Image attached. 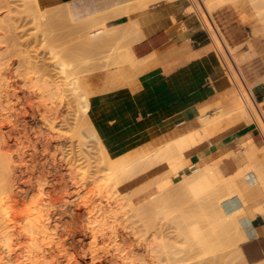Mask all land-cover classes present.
<instances>
[{"label":"bare ground","instance_id":"bare-ground-1","mask_svg":"<svg viewBox=\"0 0 264 264\" xmlns=\"http://www.w3.org/2000/svg\"><path fill=\"white\" fill-rule=\"evenodd\" d=\"M25 1H26L25 4L29 5V4H31V3H29V1H33V0H29V1L25 0ZM37 1H39V0H37ZM69 1H73V0H69ZM78 1L80 2V3L77 2L79 4H77L76 2H73L74 3L73 4L71 2L72 3L71 5L69 4L67 7H65L66 9L64 10V13L65 14H72V13H76L78 11L79 12L84 11V10L88 11L89 8H91V9L95 8V9L93 10V12H92V10H90V12L88 11V13H91L90 15L88 13L81 12V14L84 13V15H88V16H86V18L83 16L84 17L83 19L79 18L82 16L80 14H79L80 15L79 16L77 13L76 14L79 17H77V16L72 17L71 16V18L77 17L79 19H82V21L79 20L81 22L78 21L79 27L80 26L81 27L79 28L80 31H77L79 33L78 36L77 37L75 36L77 43L74 42L73 40L70 42H69V40H68V42L66 40L67 43L66 42L65 43H66L67 48L65 47L66 48L65 49L63 47L65 50H63V51L61 50V54H58V57H57L58 51L56 52V54H54V52L52 53V55L54 54V56H56V57H54V59L56 58L55 59L56 61H54V60L53 61L56 62L55 64H56V67L58 68V70L63 75H65L64 76L65 80H63L61 82H53V80H52L53 83L48 82L49 84L47 83V85L52 84L49 86V89H46V88H48L45 85L46 82L45 83L43 82L44 84L42 83L43 85H45L44 88H40L36 82L32 86H34L33 88H35V85H37V87H39V90L41 91L43 96H44V94L46 95V93H48V92H51V94H52L51 96H53V97L57 96L56 100H59L58 102L55 101V98H51V99H54L51 101L52 105H50V110H53V112L54 111L57 112L58 107H60L63 102L65 105H67V107L70 103H73V102L76 103V105L73 103L75 105V109H73L75 111V112L73 111L75 118L72 119V120H74V123L73 122L72 123L74 124L73 130L79 134V136L77 135L78 142L81 144V146L83 148L85 146H87L85 144V141L82 138L83 132L90 133V137L97 140V142L99 144V151L101 153L100 157L98 159H96L94 162H95V164H97V168L100 169V167H98V166H103V167H101V169L106 167L107 170H109V171H108V174L104 177L103 176L102 177H98V176L96 177L97 174L95 171V174H94L95 177H94V175L92 176L89 174L90 175V176H88L89 179H82V184H81L80 183L81 179L79 180L80 182L76 181L77 178L74 179L75 176L73 174L77 173L76 168L74 167L75 164H72V163L69 164L68 163L69 168H67V169L69 171V174L73 175L72 176L73 177L72 178L73 179L72 184H74V181H76L75 182L76 186H77V184L80 183L84 188H82L80 185V186L76 187L77 194H75L71 197H69V195H68V197H66V198L63 196L58 198V196H59V191H58L59 188L58 187H60V186L58 183V179L56 178V173H53V171L51 172V170H48L49 168L48 169L45 168L46 165H43L42 169L39 172L40 175H39V177H38L39 179H38V178H36L37 174L34 173V170H33L34 175L31 173L32 177L34 176L36 179L39 180V182H37V183H39L38 184L39 186L35 183L38 186V188H37L38 194L35 193L37 196L32 194V195L37 197L36 198L37 200L35 201V199H34V201H31V199H30V201L33 202V204H34V205H31L30 201L28 202L31 205L30 209L32 208V206H34V207L29 212L30 215H27L24 218L23 215H20V213H19L20 210H18V208H19V204L22 203V200H23L25 193H23V191H22L23 189L22 190L19 189V188H21V186L15 188L17 183L14 184V182L19 180V176L17 175V170L13 166V164L16 163L15 162L16 159H15V156L13 153L14 148L12 149L13 144L11 145L7 141V139L9 140L11 135L9 134V131L4 130V127L2 125L3 123L0 124V215H1L0 216V264H82L81 261L79 260L80 257H77V256L75 257V255H74V253H76V251L74 250V249H76V247L69 244V242L64 239V234L62 233L63 231H61L62 222H63L62 215L64 216V214H66V210L64 207L67 204H73V205L78 206L79 208H82L88 216V223L90 225V231H91L90 237L92 240L91 245H90V255H91V259H92L93 264H143L142 263L143 261L141 260V258H145V257H141V252L144 253V251H146L147 253H150L152 251L150 249V247L152 246V249H153L154 248L153 245L154 244L156 245V243L153 244V242H152L153 245L150 243L151 246L148 245L149 244L148 243L147 244L148 247L144 250L138 249V246H137V248L136 247L132 248V247H134V245L131 247L130 243H129L130 246H128L126 248L125 246L128 245L127 240L129 238L127 239L126 238L127 236L125 237L124 234L123 235L121 234L122 235L121 237L117 236V233H116L117 228L114 227L115 226L114 224H113L114 226L113 227L111 226V228L105 227L107 225L105 222H108L107 220L104 223H102V221L104 219V218L102 219V217H104L105 213L107 211H111V209L114 208V205L116 206L117 203L120 202L119 200H114L115 198L113 197V195H111L115 192L114 191L115 187H116V190L118 189L117 191H119L123 186H125L131 182H135L137 180H139L141 183L139 188L137 187L138 189L136 188L137 190L134 193H132L131 195H129V193L126 194V196H124L122 198V200L124 199L126 201L125 203H126V205H128L127 207L131 206V207H129V210H130V208H132V215L130 217L131 218H137L139 220L138 222H141L142 226L145 227L144 230H146L147 233L150 232L149 230H151V229L158 230L157 228L159 226H161V222L164 223L165 221H168L169 219H170L169 222H171V220L175 221L177 218V220H178L177 224H180V226H181L185 223V225L188 226V223H192V222H190L191 220L196 221V219H195L196 213L195 212L198 213L197 210H199V208H200V210L203 211V212H200V215H201V213L203 214L201 216L202 217L201 219L204 220L203 222L206 223L205 224L202 222V224L206 225V226H204L205 230L202 227H199V228H202V229H199L198 226H200L201 224L198 225L197 222L196 223L193 222V223H195L194 225L197 224L196 225L197 229L194 230V229L189 228L191 231H193L190 234V236H194V239H192V240H196L194 242V246L196 247L195 244L197 243L199 248H200L199 250H202L204 253V254L202 253L201 256H199V255H197V256L203 258L204 255H205L204 257H206V255H209V254L211 256V255L216 254V253L218 254V252L221 251L222 254L219 256L215 255V257L212 256V258H214L212 260H214V261L222 260L223 264H224L225 263V261H224L225 256L228 257L227 255L231 254V253L230 254H228V253L229 252L233 253V251H234V253H235L236 257L238 258V260L240 261V263L249 264L246 261L245 256L242 252V244L249 241L253 237L258 236L257 232H253L251 230V226L253 225L252 224V216L253 215H252L251 211L248 209V206H249L251 201H256V199H258V195H256V193L254 191V185L259 183V184H262L264 187V159L263 160L260 159V161H259L261 154L263 155V158H264V145H258L255 142L253 135L246 136L239 143V145L242 148L241 149L242 150L241 151V155H242L241 159H243V161H245V164L242 165V163H241L238 170L232 174H229V175H225L220 170V167H218V164H220V163H215V164L211 165L210 163H203V162L194 161L193 159H191V155L194 152L199 151L204 143L209 142V144H210L213 142V140H218V142L220 144L222 138L224 137V135L227 131L237 132V134H236V139H237L240 135H242L244 133H248V131L251 130L250 126L253 122L256 123L261 128V130L264 134V102H256L257 99H255L251 94V90L256 83L255 84L253 83L254 85L253 84L248 85L242 79V77L238 71V66L234 60L232 52L227 50L222 38L218 34V31H217L214 23L212 21H210V19L208 18V15L210 16L211 12L216 9V5L210 4V2H203L204 0H195V1L193 0L196 4H201L200 6H201V9H203V10H200L199 12L205 13L204 16L206 15L208 18V21H209V22H207V20H204L206 22V24H205L206 31L213 38V40L215 41L216 46H217V48L213 51V53L209 54V55L214 56V57L211 60L204 61V63H205V65L209 71L210 78H211L212 82L215 81V79H217V75L223 74V75L228 76V79H229L228 84H230V85L236 86V82L238 83L237 85H239V83L241 81V86H243L242 88H244L245 91L242 90L240 85H239V89L237 88L236 90L226 89L225 95L221 96L222 98H224V101H221L217 104V106L213 110V113L212 114L209 112L204 113L198 117L197 120L200 123V128L196 131L195 134H193V132L191 131V132L184 134L180 137H177L171 141H168L167 143H164V144H162V145H160L154 149L143 150L141 153H138L134 157L130 158V157L126 156L125 154H123V151L110 152L102 145L101 139H100L97 131L95 130V128H94L93 124L91 123L90 118L88 116L91 99H90L88 93L83 88L81 81H80V78L84 75L88 76V74L90 75L91 73H94L97 71L106 70V69H109L113 66L117 67V66L129 64V63L136 65L138 63V61L135 58L133 51H132L133 45L146 38V35H145L143 28H142V24L140 22V18H143L144 16H146L149 13V11H148L149 8L154 7V5L158 4L159 0H134V3L130 8H128V9H126V11H124V12L122 11L121 13L118 14L119 18H121V17H129L130 18L126 25L125 24L122 25V28H120L121 24L114 23L113 22L114 20L111 21L109 18H107L108 14L114 10L115 6L109 5L105 8H101V6H100L101 0H84L83 2H81L82 0L81 1L78 0ZM199 1H201V3ZM256 1L260 2V3L263 2V4H264V0H256ZM22 3H24V2H22ZM33 3H35V1ZM37 5L38 4H35V7ZM19 6H21V5H19ZM196 6H199V5H196ZM196 6H192V7L189 6V7H187L186 10L187 11L188 10L193 11L194 10L193 7H196ZM37 7H39V5ZM19 8H22V7H19ZM28 8H30V5L28 6ZM40 8L43 11V8L41 6L37 10L39 11ZM96 8H101L102 11H101V9H99V11H97ZM5 9H6V7H5ZM37 10H36V12H37ZM0 11H1V9H0ZM202 11H204V12H202ZM259 11H261V10H259ZM7 12H9V10ZM21 13H23V12H21ZM38 13L41 14V12H38ZM134 13L136 14L135 16H134ZM196 13H198V12L196 11ZM262 13H264V12H262ZM11 14H12V12H11ZM33 14H31L30 17ZM36 14L33 17L34 19L36 17ZM42 14H43V18H40V20L38 19L39 22L42 19H43V21L45 20L44 18L46 15L44 16L43 12H42ZM262 16H264V14L263 15L261 14L260 16L258 14L257 17H260V19L258 21V25L263 24L262 30L264 32V18H262ZM30 17H29V19H30ZM39 17L40 16H38V18ZM201 17H203V16H200L199 18H201ZM2 18H3V16H2ZM71 18H69V19H71ZM119 18H117V19H119ZM63 19L65 21L66 17ZM4 21H5V18H4ZM43 21H42V23H43ZM10 22H12V21H10ZM19 22H20V20H19ZM48 23L50 24V22H48ZM60 23H61V21H60ZM69 23L67 25L68 27H69ZM39 24H38V26H39ZM76 24L78 25V23H76ZM4 25H6V24H4ZM9 25H12V24H8L7 28L4 27L5 29H7L8 32L11 31L8 28ZM50 25H53V24H50ZM62 25H65L64 22L62 23ZM34 26H37V25H34ZM45 26H43V27H45ZM70 26H73V25H70ZM11 27H13L15 31L18 30V29H16V27L14 25H12ZM47 27H49V26H47ZM60 27L61 26H59V28ZM4 28H2V30L6 31V30H4ZM41 28H40L39 32L42 31ZM50 28H52V27H50ZM75 28H76V30L78 29L76 26H75ZM20 30H22V29H20ZM46 30H47V28H46ZM55 30H56V28H55ZM7 31L6 32L1 31V32L3 34L5 33V35H7L8 34ZM50 31H51V29H50ZM70 31H72V30H70ZM36 32H38V31H36ZM43 32L45 34L44 30H43ZM257 32H258V29H256V31L254 33H257ZM13 33L14 32L12 29V32L10 33V35H12ZM17 34H19V33L15 32L13 34L15 38L13 36L10 37L9 35H8V37L13 38V40H16V43H17L19 40L18 39L19 37H17L18 36ZM30 34H31V32H30ZM34 34H35V32H34ZM34 34L32 33L33 37H34ZM5 35L3 37H6ZM59 36H60V34H59ZM65 36H67V35H65ZM3 37L0 36V38H3ZM25 37H26V35H25ZM10 38H8V40ZM3 39H5V41H2V42L6 43V38H3ZM54 39H55V41H57L56 40L57 38H54ZM54 39H53V41H54ZM50 41H48V42L52 43V40H50ZM55 41L53 43L57 44L58 42H55ZM11 42H9L10 44H8V45H11L14 43V41L12 43ZM48 42H47V44H48ZM123 42L125 43V46H124L125 50L121 51L120 45ZM33 43L34 42H32L31 44H33ZM13 45L15 48L16 45L15 44H13ZM23 45H24V43H23ZM49 45H51V44H49ZM11 46H9V47L11 48ZM22 46H20V47H22ZM22 48H24V49L27 48L26 44ZM30 49L31 48H29L28 51H20V49H19L18 51H19V54L24 55L27 52L32 53L30 51ZM11 51H13V50H11ZM5 52L7 53V51H5ZM9 52H10V50H8V53H7L8 57L11 55V53H9ZM89 52L92 55L87 54ZM80 53H84L86 57L88 56L87 59H85V61H82V59L80 60V58H79V57H81V56H79V55H81ZM13 54H14V52H13ZM36 54L38 55V53H36ZM49 54H50V52H49ZM84 54H83L82 58H84ZM15 55H16V53H15ZM26 55L28 56V54H26ZM27 56H25V55L23 57L21 56L22 57L21 61L25 62L24 64H27L28 62L33 63L34 61H32V59L29 60V56L27 59ZM66 56L70 57V58H68L69 61L66 59ZM33 58H35V57H33ZM71 58H72V60H71ZM6 59H9V58H6ZM36 59H38V58L36 57ZM39 60H40V58H39ZM9 61L6 60L7 63ZM2 62H3V60H1L0 64L2 66H4V63H2ZM6 62H5L6 68L0 69V81H1L0 82V89H1L0 91H1V93L4 94V95L0 94V96L2 95L0 97V117L2 118V121L3 120H9V119L13 120V118H15L14 116H16V113L12 112L13 109L15 108L14 107L15 101L17 103H20V105H21L22 104V102L20 101L21 99L22 100L28 99V95H26L27 93L23 94V96L22 95L20 96V94H19L20 89H19V83H18L19 81L15 80V77L16 76L18 77V75H17L18 72H16V75L14 77V75H13L14 72H13V70H11L12 64L9 65V63L7 64ZM22 62H21V64H22ZM42 62H43V60H42ZM77 62H78V64H76ZM79 62H81V63H79ZM48 64H49V62L47 64L43 63L41 65H39V63H37V65H35L33 63L31 65H34L36 71L43 72L44 73L43 76L46 75V77H47V75L50 74V72H51V69H48L49 68ZM1 65H0V67H1ZM7 65H9L11 69L8 68ZM53 65L54 64H52L51 66H53ZM77 66L78 67L82 66L85 69L83 68L84 70L80 71L79 69H77ZM27 67H28V65H27ZM31 67H33V66H31ZM30 68H28V69H30ZM35 73H37V72H35ZM31 75H32V73H31ZM41 75H42V73H41ZM238 77H239L240 81H238V79H237ZM36 79L38 80V78H36ZM36 79H34V80H36ZM45 79L43 81H45ZM49 79H50V77H49ZM41 81H42V79H41ZM46 81H50V80H46ZM225 85H227V84H225ZM51 86H52V88H51ZM50 89H51V91H50ZM37 90L38 89H36V88H35V90L33 89L32 93H37L36 92ZM22 92L23 91H21V93ZM49 94H47V96ZM41 96H40V98L39 97L38 98L41 99ZM45 98H47V97H44V100H45ZM65 99H67V100H65ZM44 100L42 102H44ZM42 102H41V105H42ZM41 105H40V107H41ZM46 105L47 104H45V108H46L45 110L47 111L48 105H47V107H46ZM70 105H72V104H70ZM74 105H73V107H74ZM21 107H22L23 112L21 114L20 113L19 114H20V116L21 115L24 116L23 117L24 120L22 119V121H27L26 116H27L28 112L23 108V105H21ZM31 107H32V105H31ZM62 107H64V105H62ZM28 108H30V107H28ZM38 109H39V107H38ZM48 109H49V107H48ZM40 110H42V109L40 108ZM50 110H48V111H50ZM66 110H67V108H66ZM46 111L43 110V112H45V114L48 115L50 112H48V114H47ZM58 111H60V110H58ZM56 112H54V113H56ZM45 114L43 115V118L46 117ZM51 115H53V114H51ZM18 117L19 116L17 115V118ZM32 118H33V116H32ZM56 119H57V117H56ZM20 120L21 119H17L16 121L18 122ZM33 122H34V120H33ZM12 124L14 126H16L17 123L16 124L12 123ZM25 124H27V122H25L23 125H25ZM241 125H243V126L240 128ZM25 126L27 127V125H25ZM50 127L52 128L51 125H50ZM10 132H11V130H10ZM36 137H37V135H36ZM40 137H41V134H40ZM21 138H19V139H21ZM43 138H44V136H43ZM58 139H59V137L57 138V140ZM54 140H56V139H54ZM46 141H48L47 142L48 144L47 143L44 144V142H43L44 145L42 144V146H44V148L42 147L44 150H48L49 146L51 145V143L49 142V139ZM50 141H51V139H50ZM45 148H48V149H45ZM25 150H27V149H25ZM60 150H62V149H60ZM28 154H30V153H28ZM84 155L85 156L83 157V161L86 163L85 166L88 165V167L91 168L92 166H89V164L90 165L94 164V162H92V160H91L92 159L91 154L89 153V155H86L84 153ZM230 155H231L230 153L226 154V156H224V158L225 157L228 158ZM16 156H17V154H16ZM18 156H21V155H18ZM18 156L16 158H19ZM88 156H90L91 158H89ZM28 157H26V158H28ZM20 158H21V160H24V161L26 159V158L23 159V157H20ZM29 159H30V157H29ZM21 160H19V161H21ZM46 160H47V158H46ZM44 162H46V161H44ZM73 163H75V162H73ZM77 165H78V163H77ZM29 166H30V164H29ZM20 168H22V166ZM50 168H54V167H50ZM84 170H85V168H84ZM186 170H189V171L186 172ZM31 171H32V169H31ZM54 171H55V169H54ZM81 171H82V169H81ZM21 172H22V170H21ZM28 172L29 171H27V173ZM251 173L254 174V178H255L254 182H251L248 180V176ZM84 174H86V173H84ZM21 175H23V174H21ZM81 176H82V174H81ZM84 180L85 181L88 180V181L85 182ZM66 185L68 187V184H66ZM79 187H81L82 189H80ZM110 188L111 189L113 188L114 192ZM107 189L108 190L110 189L111 194L108 191L107 192L108 194L103 195V193H105V191ZM151 189H153V191H151ZM66 191H68V190H66ZM61 192H62V189H61ZM117 193H115L114 195L117 194V196H118L120 191ZM142 193H147L146 198L143 199L142 201L135 203L132 199V198H134L133 196H137V195L142 194ZM109 194H110V196H112L114 198L113 199L114 201H112V197H110ZM102 195H103V197L104 196L106 197L108 195L111 198V200L109 201L108 200L109 198L107 199L108 201H105L106 199L103 200ZM127 195H129V197H127ZM60 196H61V194H60ZM125 203H124V205H125ZM258 211H260L261 214H258V213H256V214H258L260 217L264 216V203H262L256 207L255 212H258ZM22 212H24V211H22ZM127 212H129V211H127ZM107 213L110 214V212H107ZM109 214L106 216L108 217ZM176 215H177V217H176ZM198 215H199V213H198ZM198 215H197V217H198ZM100 218H101V220H100L101 222L99 221ZM111 218H113V219L115 218L114 220L112 219L113 223L117 222L115 220L119 219L118 217L116 218L115 216L114 217L112 216ZM2 219H4V222H2L3 221ZM105 219H106V217H105ZM109 220H110V218H109ZM162 220H164V221H162ZM199 220H198V222H199ZM98 221H99V223H102L101 227L98 226V224H99ZM118 221L120 222V220H118ZM134 222L136 223V221H134ZM169 222H166V223L171 224L173 227L176 226V225H173L172 223H169ZM96 223H98V224H96ZM135 223H134V225H135ZM163 223H162V225H163ZM166 223H164V224L166 225ZM175 223H176V221H175ZM111 225H112V223H111ZM116 225H119V224H116ZM121 225H122V223H121ZM172 226H171V228H172ZM177 226H179V225H177ZM187 226L184 229L185 231L186 230L188 231ZM163 227H160L161 230H163ZM168 227H166L165 229L166 230L169 229ZM176 227H175V230H176ZM183 227H184V225H183ZM193 227H195V226H192V228ZM206 227H207V229H206ZM180 229L182 230L181 232H183V229L179 228V231H180ZM190 230L188 231V234H189ZM170 231L172 233V230H170ZM176 231H177L176 233L179 232L178 230H176ZM156 232L153 231L152 233L155 234ZM159 232L160 231L158 230V232H157L158 235L161 233V232L160 233ZM164 232H165V234L167 233L166 231H164ZM168 233H170V232H168ZM157 234H155V236L158 237ZM180 234H182V233H179V236H180ZM184 234H186V232ZM184 234H182V235H184ZM110 235H113V237H111ZM168 235L172 236L173 234H168ZM137 236H138V234H137ZM155 236H153V237L155 238ZM171 236H170V238H171ZM186 236L184 235V237H186ZM150 237H151V235H150ZM150 237L148 239H150ZM164 237H167V236H164ZM139 238H140V236H139ZM172 238H174V237L172 236ZM175 238L178 239L177 237H175ZM143 239H144V237H143ZM155 239H157V238H155ZM155 239H154V241H155ZM166 239L167 238H165V240ZM139 240L141 241V239H139ZM145 240H146V238H145ZM157 240H159V237ZM184 240H186V242H187L188 239L184 238ZM190 240H191V237H190ZM190 240H188L189 242H187V243L184 242L185 245L188 243L190 244V242H192ZM168 241H169V237H168ZM178 241H180V240H178ZM157 242H159V241H157ZM162 243H159V244H162ZM171 243H172V245H170V242L167 243V241H165V243L162 244V245L169 244L167 246H164L165 248H167L166 251L165 250L161 251L163 259L165 257V255H163V253L165 251L166 252L165 254L167 255L166 258L168 257V260L170 259L169 261H172L173 264L185 263L186 258L184 259L183 255H182V258H181V256H180V258L178 256L182 253L183 254L185 253L184 250H182V249H185L186 246L180 247L181 249H179V250H182L183 251L182 252V251L176 250V249H178L177 248L178 242L175 244L177 246H175L173 244V242H171ZM159 244H157V245L159 246ZM182 244H183V241H182ZM192 244H193V242H192ZM192 244L190 245L191 247H192ZM162 245H161V247H162ZM174 246H175V249H174ZM129 247H131V248L129 249ZM159 247H157V248H159ZM187 247L190 248L189 250H191V247H189L188 245H187ZM195 247H193V250ZM162 248L159 250H162ZM127 249H129V250L127 251ZM186 249H185V251H186ZM196 249L197 248H195V251H196ZM230 249H233V250L230 251ZM70 250L75 251L73 253L74 256L70 255V254H72L71 252H73ZM189 250H187L185 254L192 256L193 250L192 251H189ZM199 250H198V253L201 254V251L199 252ZM226 250L228 252L227 255H226ZM79 252H77V253H79ZM190 252H191V254H189ZM203 259H205V258H203ZM209 259H210V257H209ZM168 260H167V263L169 264ZM140 261H142V262L140 263ZM187 262L189 263L192 261H187ZM197 262H199V261H197ZM206 262H208V261H206ZM258 264H264V261L261 263H258Z\"/></svg>","mask_w":264,"mask_h":264},{"label":"rangeland","instance_id":"rangeland-1","mask_svg":"<svg viewBox=\"0 0 264 264\" xmlns=\"http://www.w3.org/2000/svg\"><path fill=\"white\" fill-rule=\"evenodd\" d=\"M2 1V2H1ZM10 1V2H9ZM15 1V2H14ZM20 0H0V9H1V11H0V36H4L5 35V33L3 34L2 32H6L7 31V29H5V28H7V26H8V24H12V25H14L15 27H16V29H18V30H14V28L13 27H11L12 25H9V29L11 30L10 32H8V34L7 35H5L6 37H3V38H6V43L5 42H2V41H5V39H3V38H0V62H1V60H3V62L2 63H4V66H2L1 64V67H0V69L2 68V69H4V68H6V65H5V62H6V60H10L8 63H9V65L10 64H12V66H11V68H10V66L9 65H7V67L8 68H10L11 70H13V75H14V77H15V75H16V72H18V77L16 76L15 77V80L16 81H19L18 83H19V89H20V96L22 95L23 96V94H26V95H28V99H21L20 101L22 102V104L21 105H23V108L28 112V114H27V116H26V120L27 121H22V119L24 120V116L23 115H21L20 116V114L23 112V110H22V107H21V105H20V103H17L16 101H15V108L13 109V111L12 112H14V113H16V116H14L15 118H13V120L11 119H9V120H3L2 121V118L0 117V124H2L3 125V127H4V130L5 131H9V134L11 135L10 136V138H9V140L7 139V141L12 145V149H13V153H14V156H15V159L17 160H15V162L16 163H14L13 164V166L15 167V169L17 170V175L19 176V182L18 181H15L14 182V184L15 183H17L16 184V186H15V188L16 187H20L21 186V188H19L20 190H22L23 191V193H25V195H24V197H23V200H22V203H20L19 204V208H18V210H20L19 211V213H20V215H23V217L25 218L27 215H30V211L32 210V208L34 207V206H32V208L30 209V206L31 205H34L33 204V202H31V201H34V199H35V201L37 200L36 198V194L35 193H37L38 194V184L39 183H37V182H39V172H40V170L42 169V167H43V165H46L45 166V168H49L48 170H51V172L53 171V173H56V178L58 179V183H59V186L60 187H58L59 189H58V191H59V196H58V198L59 197H68V195H69V197H71V196H73V195H75V194H77V191H76V187H78V186H80L81 184H82V179H89V177L88 176H90V175H94L95 174V171H96V177L98 176V177H104V176H106L107 174H108V171L109 170H107V168L106 167H104V168H102L101 169V167H103V166H98V167H100V169L99 168H97V164H95V160L96 159H98L99 157H100V155H101V153H100V151H99V144H98V142H97V140H95V139H93V138H91L90 137V133H86V132H83V140L85 141V144L87 145V146H85L84 148L81 146V144L78 142V139H77V135L79 136V134L77 133V132H75L74 130H73V128H74V120H72V119H74L75 117H74V110L73 109H75V105H76V103H74L73 101V103L75 104H73V103H70V104H72V105H68V107H67V105H65L64 104V102L61 104V108L60 107H58V110H60V111H58L57 110V112L56 111H54V112H56V113H54L53 112V110H50V105H52L51 103V101L52 100H54V99H51V98H55V101H59V100H56V98H57V96H51L52 94H51V92H48V93H46V95L44 94V96H43V94L41 93V91L39 90V87L40 88H44V86L46 85V87H48V88H46V89H49V86L50 85H52V84H50V85H47V83L48 82H50V83H53V82H61V81H63V80H65V78H64V76L65 75H63L59 70H58V68L56 67V62H54V61H56L55 59H54V57H56V56H54V54H56V52H57V57H58V54H61V50L63 51V50H65L67 47H66V43L68 42V40H69V42L70 41H74V42H76L77 43V40H76V37L78 36V32L77 31H80V27H79V22H81L82 21V19L85 17L86 18V16H88V15H84V13H88V11L90 12V10H92V12H93V10L95 9H91V8H89V10L87 11H78V12H76L78 15L80 14L82 17H79V16H77V14L76 13H72V14H65L64 13V10L66 9L65 7H67L69 4L71 5L73 2H79L78 0H73V1H69V0H39V1H37V0H33V1H29V3H31V4H29L30 5V8H28V4H25L26 3V1L25 0H21L20 2H19ZM35 1V3H33ZM37 1V2H36ZM81 1V0H80ZM84 0H82L81 2H83ZM195 1V0H194ZM193 0H159V3H162V2H165V3H168V4H172V3H178V2H180V3H183V4H185L187 7H192V6H196V5H201V4H196L195 2H194ZM256 0H204L203 2H210V4H214V5H216V9L215 10H213L212 12H211V17L208 15V18L210 19V21H212L213 23H214V25H215V27H216V29H217V31H218V34L220 35V37L222 38V40H223V42H224V44H225V46H226V48H227V50H229L230 52H232V54H233V57H234V60H235V62H236V64H237V66H238V71H239V73H240V75H241V77H242V79L244 80V78H245V82H246V84H248V85H250V84H253L254 86H256L257 84H259V83H262V82H264V32H262V31H259L258 33H254L255 31H256V29H257V24H258V21H259V19H260V17H257L258 16V14H259V16L262 14H264V13H262V12H264V4H263V2L262 3H260V2H255ZM22 2H24V3H22ZM72 2V3H71ZM196 4H194V3ZM197 2V1H196ZM200 3H201V1H199ZM198 2V3H199ZM18 3V4H17ZM33 3V4H32ZM80 3V2H79ZM79 3H77V4H79ZM133 3H134V0H101V8H105V7H107V6H109V5H112V6H115V8H114V10L111 12V13H109L108 14V16H107V18H109L111 21L112 20H114L113 22L114 23H117V24H121V27L120 28H122V25L123 24H127V22L129 21V17H121V18H119V16H118V14L119 13H121L122 11L124 12V11H126V9H128V8H130L132 5H133ZM158 3V4H159ZM193 5H192V4ZM35 4H38L39 5V7L41 6L42 8H43V11L41 10V8H40V10L38 11L37 9L39 8V7H35ZM74 4V3H73ZM259 4V5H258ZM263 4V5H262ZM19 5H21V6H19ZM28 5V6H27ZM192 5V6H191ZM256 5V6H255ZM4 6V7H3ZM12 6V7H11ZM199 6H196V7H193V11L191 10H186L187 11V13H190V14H193L194 16H196L198 19H199V17L200 16H203V23L205 22L204 20H207V22H209L208 21V18H207V16L205 15L204 16V14L205 13H201V12H199L200 10H203V9H201V6L199 7ZM5 7H6V9H5ZM19 7H22V8H19ZM14 8V9H13ZM24 8V9H23ZM36 8V9H35ZM101 8H96L97 9V11H99V9H101ZM200 8V9H199ZM150 9L151 8H149V10L148 11H150ZM192 9V8H191ZM196 9V10H195ZM9 10V12H7ZM33 10V11H32ZM36 10H37V12H36ZM259 10H261V11H259ZM31 11V12H30ZM46 11V12H45ZM101 11H102V9H101ZM196 11L198 12V13H196ZM11 12H12V14H11ZM21 12H23V13H21ZM28 12V13H27ZM37 14H36V13ZM38 12H41V14H39ZM42 12L44 13V16H45V20L43 21V19L39 22V20H40V18H43V14H42ZM81 12H84V13H82L81 14ZM202 12H204V11H202ZM17 13V14H16ZM30 13V14H29ZM34 13V14H33ZM23 14V15H22ZM27 14V15H26ZM31 14H33L31 17H30V15ZM35 14H36V17H35V19L33 18L34 16H35ZM89 15L91 14V13H88ZM198 14V15H197ZM29 15V16H28ZM42 15V16H41ZM65 15V16H64ZM117 15V16H116ZM136 14L134 13V16H135ZM2 16H3V18H2ZM20 16V17H19ZM38 16H40L39 18H38ZM71 16L73 17H75V16H77V17H79V18H82V19H79V18H71ZM84 16V17H83ZM29 17H30V19H29ZM65 18L66 17V19L70 22H68L66 19H65V21H64V19L63 18ZM4 18H5V21H4ZM20 18V19H19ZM61 18V19H60ZM69 18H71V19H69ZM117 18H119V19H117ZM262 18H264V16H262ZM3 19V20H2ZM11 19V20H10ZM33 19V20H32ZM39 19V20H38ZM63 19V20H62ZM75 19V20H74ZM19 20H20V22H19ZM61 21V23H60V21ZM77 20V21H76ZM79 20H81V21H79ZM200 20V19H199ZM3 21V22H2ZM10 21H12V22H10ZM26 21V22H25ZM42 21H43V23H42ZM75 21V22H74ZM79 21V22H78ZM8 22V23H7ZM45 22V23H44ZM48 22H50V24H53V25H50ZM64 22V24L65 25H62V23ZM69 23V27L67 26L68 25V23ZM40 23V24H39ZM49 25H48V24ZM67 23V24H66ZM76 23H78V25L76 24ZM211 23V22H210ZM4 24H6V25H4ZM17 24V25H16ZM20 24V25H19ZM24 24V25H23ZM38 24H39V26H38ZM47 24V25H46ZM205 24H206V22H205ZM204 24V25H205ZM19 25V26H18ZM34 25H37V26H34ZM46 25V26H45ZM70 25H73V26H70ZM25 26V27H24ZM30 26V27H29ZM43 26H45V27H43ZM47 26H49V27H47ZM59 26H61L60 28H59ZM75 26L78 28L77 30H76V28H75ZM203 26V25H202ZM5 27V28H4ZM19 27V28H18ZM35 27V28H34ZM38 27V28H37ZM42 27V28H41ZM50 27H52V28H50ZM64 27V28H63ZM124 27V26H123ZM2 28H4V30H6V31H3L2 30ZM27 28V29H26ZM40 28L42 29V31H40L39 32V30H40ZM46 28H47V30H46ZM55 28H56V30H55ZM67 28V29H66ZM69 28V29H68ZM203 28H205L204 26H203ZM8 29V30H9ZM12 29H13V32L15 33H19V34H17L18 36L17 37H19L18 39V42L16 43V40H13V38H10V37H14V33L12 34V35H10V33L12 32ZM20 29H22V30H20ZM34 29V30H33ZM50 29H51V31H50ZM28 30V31H27ZM33 32H32V31ZM43 30L45 31V34H44V32H43ZM63 32H62V31ZM70 30H72V31H70ZM2 31V32H1ZM36 31H38V32H36ZM23 32V33H22ZM30 32H31V34H30ZM34 32H35V34H34ZM204 32L207 34V36H208V44H213V38L210 36V34L204 29ZM32 33L34 34V37H33V35H32ZM65 33V34H64ZM75 33V34H74ZM77 33V34H76ZM3 34V35H2ZM30 34V35H29ZM59 34H60V36H59ZM64 34V35H63ZM8 35L10 36V37H8ZM23 35V36H22ZM25 35H26V37H25ZM36 35V36H35ZM65 35H67V36H65ZM22 36V37H21ZM40 36V37H39ZM45 36V37H44ZM74 36V37H73ZM76 36V37H75ZM10 38L9 40H8V38ZM15 38V37H14ZM28 40H27V39ZM47 38V39H46ZM50 38V39H49ZM54 38H57L56 40L57 41H55V39H54V41L55 42H58L57 44L55 43H53L54 41H53V39ZM66 38V39H65ZM3 39V40H2ZM33 41H32V40ZM39 39V40H38ZM65 39V40H64ZM71 39V40H70ZM75 39V40H74ZM8 40V41H7ZM42 40V41H41ZM50 40H52V43H49L48 41H50ZM66 40H67V42H66ZM13 42L14 41V43L13 44H15L16 45V47L14 48V45L13 44H11V45H8V44H10L9 42ZM26 41V42H25ZM62 41V42H61ZM11 42V43H12ZM22 42V43H21ZM28 42V43H27ZM32 42H34L33 44H31ZM43 42V43H42ZM47 42H48V44H47ZM51 42V41H50ZM66 42V43H65ZM73 42V43H74ZM23 43H24V45H23ZM38 43V44H37ZM45 43V44H44ZM65 43V44H64ZM75 43V44H76ZM25 44H26V47L27 48H22V47H24L25 46ZM49 44H51V45H49ZM59 44V45H58ZM23 45V46H22ZM32 45V46H31ZM36 45V46H35ZM47 45V46H46ZM55 45V46H54ZM65 45V46H64ZM9 46H11V48L9 47ZM20 46H22V47H20ZM29 46V47H28ZM35 48H34V47ZM45 46V47H44ZM68 46V45H67ZM72 46V45H71ZM70 46V47H71ZM121 51H123V50H125V43L123 42V43H121ZM19 47V48H18ZM58 47V48H57ZM65 49H64V48ZM3 48V49H2ZM22 48V49H21ZM29 48H33L32 50L30 49V51L32 52V53H30V52H27L26 54H28V56H29V60H31L32 59V61H34L33 63L35 64V65H37V63H39V65H41V64H47L48 62H49V64H48V66H49V68L48 69H51V72H50V74H48L47 75V77H46V75H44L43 76V72H39V71H36V69H35V66L34 65H31V64H33L32 62L31 63H27V64H24L25 62H22L21 61V59H22V57L25 55V56H27L26 54H19V49H20V51H28L29 50ZM56 48V49H55ZM27 49V50H26ZM60 49V50H59ZM8 50H10V52L9 53H11V55L8 57ZM11 50H13V51H11ZM17 50V51H16ZM54 50V51H53ZM3 51V52H2ZM5 51H7V53L5 52ZM50 52V54H49V52ZM52 51V52H51ZM13 52H14V54H13ZM54 52V54L52 55V53ZM15 53H16V55H15ZM18 53V54H17ZM35 53V54H34ZM36 53H38V55L36 54ZM31 54V55H30ZM34 56H33V55ZM81 55H79V56H81V57H79L80 58V60L82 59V61H85V59H87V57L85 56V54L84 53H80ZM83 54H84V58H82L83 57ZM87 54H91L90 52L89 53H87ZM86 54V55H87ZM36 55V56H35ZM92 55V54H91ZM22 56V57H21ZM28 56H27V59H28ZM32 56V57H31ZM46 56V57H45ZM49 56V57H48ZM51 56V57H50ZM5 57V58H4ZM11 57V58H10ZM33 57H35V58H33ZM36 57L38 58V59H36ZM45 57V58H44ZM214 56H211V55H209V56H206V57H203V59H204V61H207V60H211L212 58H213ZM6 58H9V59H6ZM18 58V59H17ZM39 58H40V60H39ZM50 58V59H49ZM68 58H70V57H68V56H66V59L68 60ZM5 59V60H4ZM15 60V61H14ZM42 60H43V62H42ZM45 60V61H44ZM54 60V61H53ZM71 60H72V58H71ZM69 61V60H68ZM81 61V62H82ZM21 62H22V64H21ZM41 62V63H40ZM54 62V63H53ZM81 62H79V63H81ZM7 63V62H6ZM7 63V64H8ZM30 64V65H29ZM52 64H54L53 66H51ZM76 64H78V62L76 63ZM20 65V66H19ZM27 65H28V67H27ZM25 66V67H24ZM31 66H33V67H31ZM51 66V67H50ZM20 69H19V68ZM31 67V68H30ZM17 68V69H16ZM28 68H30V69H28ZM84 67H82V66H80V67H78L77 66V69H79L80 71L82 70H84L83 69ZM28 69V70H27ZM111 70H115V69H117V67L116 66H113V67H111L110 68ZM15 70V71H14ZM19 70V71H18ZM21 70V71H20ZM31 72H30V71ZM53 71V72H52ZM55 71V72H54ZM20 72V73H19ZM35 72H37V73H35ZM57 72V73H56ZM30 73V74H29ZM31 73H32V75H31ZM41 73H42V75H41ZM53 73V74H52ZM57 76H56V75ZM37 75V76H36ZM39 75V76H38ZM62 75V76H61ZM20 76V77H19ZM237 76V75H236ZM49 77H50V79H49ZM244 77V78H243ZM31 78V79H30ZM36 78H38V80L36 79ZM46 78V79H45ZM52 78V79H51ZM64 78V79H63ZM34 79H36V80H34ZM41 79H42V81H41ZM45 79V81H43ZM238 79V81H240V79H239V77L237 78ZM32 80V81H31ZM34 80V81H33ZM46 80H50V81H46ZM52 80H53V82H52ZM228 76H226V75H223V74H221V75H217V79H215V81H213V83L215 82V84L217 85V84H219V85H217V88L218 89H220V88H222V89H224V88H226V89H234V90H236L237 88L239 89V85H240V87L242 88L243 86H241V81H240V83H239V85H237L238 83L236 82V86L235 85H230V84H228ZM1 82V81H0ZM30 82V83H29ZM32 82V83H31ZM35 82L37 83V85L39 86V87H37V85H35V88L36 89H38L36 92L37 93H32V90L34 89L35 90V88H33L34 86H32V85H34L35 84ZM46 82V84L45 85H43L44 83ZM41 83V84H40ZM43 83V84H42ZM49 84V83H48ZM225 84H227V85H225ZM51 88H52V86H51ZM1 90V89H0ZM242 90H244L245 91V89L244 88H242ZM21 91H23L22 93H21ZM50 91H51V89H50ZM25 92V93H24ZM50 93V94H49ZM0 94H2V95H4L3 93H1V91H0ZM38 94V95H37ZM47 94H49L48 96H47ZM1 95V96H2ZM43 97H42V96ZM225 95V92L223 93V96ZM0 96V97H1ZM25 96V95H24ZM40 96H41V99H39L40 98ZM50 96V97H49ZM30 97V98H29ZM32 97V98H31ZM39 97V98H38ZM44 97H47V98H45V100H44ZM37 98V99H36ZM49 98V99H48ZM31 99V100H30ZM36 99V100H35ZM44 100V102H42L43 100ZM51 99V100H50ZM256 99H257V101H259V102H264V99H260L258 96H257V94H256ZM65 100H67V99H65ZM31 101V102H30ZM47 101V102H46ZM41 102H42V105H41ZM46 102V103H45ZM71 102V101H70ZM35 103V104H34ZM47 104L48 105V107H49V109H48V107H47V105H46V107H47V111L45 110L46 108H45V104ZM29 104V105H28ZM41 105V107H40V105ZM31 105H32V107H31ZM62 105H64V107H62ZM73 105H74V107H73ZM18 107V108H17ZM26 107V108H25ZM28 107H30V108H28ZM38 107H39V109H38ZM67 108V110H66V108ZM73 107V108H72ZM40 108L42 109V110H40ZM71 108V109H70ZM62 109V110H61ZM18 110V111H17ZM22 110V111H21ZM40 110V111H39ZM43 110L44 111H46V113L48 114V112H50L48 115H46L45 114V112H43ZM48 110H50V111H48ZM64 110V111H63ZM40 113H39V112ZM74 111V112H73ZM59 112V113H58ZM63 112V113H62ZM18 113V114H17ZM20 113V114H19ZM42 113V114H41ZM66 113V114H65ZM211 114L213 113V111L212 112H210ZM45 114V118H43V115ZM51 114H53V115H51ZM17 115L19 116L18 118H17ZM31 115V116H30ZM36 115V116H35ZM39 115V116H38ZM32 116H33V118H32ZM62 116V117H61ZM28 117V118H27ZM41 117V118H40ZM49 119H48V118ZM56 117H57V119H56ZM66 119H65V118ZM62 118V119H61ZM15 119V120H14ZM17 119H21L20 121H16ZM54 119V120H53ZM33 120H34V122H33ZM65 122H64V121ZM5 121V122H4ZM13 121V122H12ZM22 121V122H21ZM33 123H32V122ZM56 121V122H55ZM25 122H27V124H25V125H27V127L25 126V125H23ZM73 122V123H72ZM12 123H14V124H16V126H14ZM19 123V124H18ZM22 123V124H21ZM54 123V124H53ZM56 123V124H55ZM21 124V125H20ZM34 125V126H33ZM50 125L52 126V128L50 127ZM72 125V126H71ZM243 125H241L240 126V128L242 127ZM26 127V128H25ZM30 127V128H29ZM34 127V128H33ZM36 128V129H35ZM200 128V123L198 122V120H197V127H195V128H193V129H190V130H188V131H186V132H177L175 135H173L171 138H169V139H167L166 141H162V142H159V143H157V144H154V143H149V144H147V145H144V146H142V147H140V148H138V149H135L134 151H123V154H125L126 156H128V157H130V158H132V157H134L136 154H138V153H141L143 150H151V149H154V148H156V147H158V146H160V145H162V144H164V143H167L168 141H171V140H173V139H175V138H177V137H180V136H182V135H184V134H187V133H189V132H193V134H195L196 133V131L198 130ZM250 128H251V130H249L248 131V133H255L256 135H257V140H256V142L259 144V145H264V134H263V132H262V130H261V128L256 124V123H252L251 124V126H250ZM25 129V130H24ZM10 130H11V132H10ZM38 130V131H37ZM60 130V131H59ZM20 133H19V132ZM23 134V135H22ZM25 134V135H24ZM34 134V135H33ZM40 134H41V137H40ZM236 134H237V132H232V131H227L226 133H225V135H224V137L222 138V140H221V143L218 145L219 147L220 146H224V145H226V144H229V143H234L235 141H236V146L238 147V149H239V151H240V153L238 154L240 157L242 156L241 155V146L239 145V143L244 139V135L245 134H247V133H244V134H242V135H240L237 139H236ZM29 135V136H28ZM36 135H37V137H36ZM43 136H44V138H43ZM59 137V139L57 140V138ZM82 136V135H81ZM22 137V138H21ZM25 137V138H24ZM188 137V136H187ZM14 138V139H13ZM19 138H21V139H19ZM49 139V142L51 143V147L49 146V149L48 148H45V149H48V150H44L43 148H44V146H42V144H43V142H44V144H46L48 141H46V140H48ZM19 139V140H18ZM38 139V140H37ZM40 139V140H39ZM46 139V140H45ZM50 139H51V141H50ZM54 139H56V140H54ZM64 139V140H63ZM77 140V141H76ZM22 143H20V142ZM36 141V142H35ZM238 141V142H237ZM30 142V143H29ZM33 142V143H32ZM29 144V145H28ZM43 144V145H44ZM48 144V143H47ZM78 144V145H77ZM32 145V146H31ZM23 146V147H22ZM57 146V147H56ZM43 147V148H42ZM37 148V149H36ZM59 148V149H58ZM82 148V149H81ZM25 149H27V150H25ZM29 149V150H28ZM60 149H62V150H60ZM21 150V151H20ZM79 150V151H78ZM87 150V151H86ZM16 153H15V152ZM19 151V152H18ZM33 151V152H32ZM35 151V152H34ZM47 151V152H46ZM61 151V152H60ZM82 151V152H81ZM84 151V152H83ZM89 152L90 154H91V157H92V162H94V164H92V165H90L89 164V166H92L91 168L90 167H88V165L87 166H85L86 165V163L83 161V157L85 156L84 155V153L86 154V155H89V153L87 154V153ZM19 153V154H18ZM28 153H30V154H28ZM51 153V154H50ZM75 153V154H74ZM230 154H231V157H235L236 158V156L237 155H235V153L233 152V151H231V152H229ZM228 153V154H229ZM233 153V154H232ZM16 154H17V156L18 155H21V156H18L19 158H16L17 156H16ZM25 154V155H24ZM82 154V155H81ZM32 155V156H31ZM78 155V156H77ZM25 156V157H24ZM30 157V159H29V157ZM36 156V157H35ZM226 156V155H225ZM20 157H23V159H25L26 157H28V158H26L25 159V161L24 160H21V158ZM79 157V158H78ZM89 158H91L90 156H88ZM46 158H47V160H46ZM69 158V159H68ZM225 158H227V157H225ZM29 159V160H28ZM223 159H224V157H221L220 159H218V160H216L214 163L213 162H211L210 164L212 165V164H215V163H222L223 162ZM260 159L261 160H263L264 158H263V155L261 154V156H260V158H259V161H260ZM19 160H21V161H19ZM34 160V161H33ZM37 160V161H36ZM75 160V161H74ZM19 161V162H18ZM44 161H46V162H44ZM49 161V162H48ZM59 161V162H58ZM221 161V162H220ZM241 163H242V165L243 164H245V161H243V159H241ZM18 162V163H17ZM48 162V163H47ZM51 162V163H50ZM73 162H75V163H73ZM82 164H81V163ZM201 162H203L204 163V161H201ZM262 162V161H261ZM26 163V164H25ZM34 163V164H33ZM37 163V164H36ZM46 163V164H45ZM50 163V164H49ZM67 163V164H66ZM68 163L69 164H75V168H76V172L77 173H75V174H73L75 177H74V179H76V181H79L80 179H81V184L79 183V184H77V186L75 185L76 183V181H74V184H72L73 183V175L72 174H69V171H68V169L67 168H69L68 167ZM77 163H78V165H77ZM85 163V164H84ZM263 163V162H262ZM17 164V165H16ZM28 164V165H27ZM29 164H30V166H29ZM48 164V165H47ZM52 164V165H51ZM220 164H218V167H220ZM16 165V166H15ZM22 166V168H20L21 166ZM24 165V166H23ZM40 165V166H39ZM77 165V166H76ZM19 166V167H18ZM54 167V168H50V167ZM82 168H81V167ZM24 167V168H23ZM29 169H28V168ZM79 168V169H78ZM84 168H85V170H84ZM90 168V169H89ZM171 168V167H170ZM169 168V169H170ZM27 169V170H26ZM31 169H32V171H31ZM54 169H55V171H54ZM78 169V170H77ZM81 169H82V171H81ZM87 169V170H86ZM94 169V170H93ZM20 170V171H19ZM21 170H22V172H21ZM33 170H34V173H36L37 175H36V178H38V179H36L34 176L32 177V174H33ZM37 170V171H36ZM89 170V171H88ZM19 171V172H18ZM27 171H29L28 173H27ZM80 171V172H79ZM88 171V172H87ZM93 173H92V172ZM101 173H100V172ZM189 170H186V172H188ZM21 172V173H20ZM79 172V173H78ZM90 172V173H89ZM32 173V174H31ZM68 173V174H67ZM84 173H86V174H84ZM88 173V174H87ZM21 174H23V175H21ZM77 174V175H76ZM81 174H82V176H81ZM90 174V175H89ZM100 174V175H99ZM34 175V174H33ZM71 175V176H70ZM86 175V176H85ZM31 176V177H30ZM21 177V178H20ZM79 177V178H78ZM94 177H95V175H94ZM32 178V179H31ZM3 179V178H2ZM32 180V181H31ZM38 180V181H37ZM248 180L249 181H251V182H254L255 181V178H254V174L253 173H251L249 176H248ZM85 181V180H84ZM86 181H88V180H86ZM85 181V182H86ZM29 182V183H28ZM38 185H36V184ZM34 184V185H33ZM66 184H68V187H67V185ZM26 185V186H25ZM73 187H72V186ZM75 185V186H74ZM85 185V184H84ZM105 185V184H104ZM141 185V183H140V181L139 180H137V181H135V182H131V183H129V184H127V185H125V186H123L119 191H120V193H119V195L117 196V192H119V191H117L116 190V187H115V189H114V191H113V188L111 189L113 192V194H111L110 193V189L108 190H106L105 191V193H103V195L105 194H108L107 192L109 191V193L111 194V195H113V197L115 198H113L112 196H110V194H109V196L110 197H112V201H114V200H119L120 202H118L117 203V205L115 206L114 205V208H112L111 209V211H107V212H110V214L109 213H105V215H104V217H102V219L104 218L105 219V217H106V219L104 220L103 219V221H102V223H104L106 220L108 221V222H105L107 225L105 226V227H110L111 228V226L113 227L114 225V227L115 228H117L116 230L118 231H116V233H117V236H122L123 234H124V236L128 239L127 241V246H125L126 248L128 247V246H130L129 245V243L131 244V247L134 245V247H132V248H137V246H138V249H146L147 247H148V245H150L151 246V244H152V242H153V244L154 243H156V245L154 244H152L153 245V249H152V246L150 247V249L153 251H151L150 253H147L146 251H144V253H142L141 252V257H145V258H141V260L143 261H140V263L142 262L143 264H166L167 263V260H168V257L166 258V250H167V248H165L164 246H167V245H169V244H166V245H162V244H164L165 243V241H167V243L168 242H170V245H172V243L171 242H173V244L175 245L177 242H178V249H176L177 251H182V250H184V252L186 253V251L187 250H189L190 248H188L187 247V245L189 246V247H191L190 245L192 244V242H193V244H192V247H191V250H189V251H192L193 250V247H195L194 246V242L196 241V240H192V239H194V236H190V234H191V232H193V231H191L189 228H191V229H197V227H196V225L198 224V225H200V226H198V228L199 227H202L203 229L205 228L204 226H206L205 224V222H203L204 220H202L201 218V216L203 215L202 213H201V215H200V212H203V211H201L200 210V208H199V210H197L198 211V213H199V215H198V213L197 212H195L196 213V221H190V222H192V223H188V226L187 225H185V223L183 224L184 225V227H183V225H181L180 226V224H177L178 223V220H177V218H176V223H175V221H173V220H171V222H169L170 221V219L168 220V221H165L164 223H166V222H169V223H172L173 225H179V226H172L171 224H168V223H166V225L163 223V222H161V226H159L157 229L161 232H159L160 234L158 235L157 234V232H158V230H156V229H151V230H149L150 232H148L147 233V231L146 230H144L145 229V227H143L142 226V223L141 222H138L139 220L137 219V218H131L130 216L132 215V208H130V210H129V207H131V206H129V207H127L128 205H126V201L124 200H122V198L124 197V196H126V194H128L129 193V195H131L132 193H134L138 188H139V186ZM261 185V186H260ZM66 188H65V187ZM107 186V185H106ZM255 187H257V188H259L258 190H259V193H260V195H261V198L262 199H264V187H263V185L262 184H255L254 185ZM81 187L82 188H84L82 185H81ZM81 187H79L80 189H82ZM138 187V188H137ZM106 188V187H105ZM137 188V189H136ZM26 191H25V190ZM61 189H62V192H61ZM68 190V191H66V190ZM135 189V190H134ZM134 190V191H133ZM25 191V192H24ZM32 191V192H31ZM117 191V192H116ZM131 191V192H130ZM151 191H153V189H151ZM34 192V193H33ZM115 193H117L116 195H114ZM32 194H34V195H36V196H34V195H32ZM60 194H61V196H60ZM146 194L147 193H142V194H139V195H137V196H133L134 198H132L133 199V201L135 202V203H137V202H139V201H142L143 199H145L146 198ZM103 195H102V198H103V200L104 199H106L105 201H110L111 200V198L107 195L106 197L104 196L103 197ZM129 195H127V197H129ZM121 196V197H120ZM34 197V198H33ZM119 197V198H118ZM26 200H25V199ZM109 198V199H108ZM30 199H31V201H30ZM108 199V200H107ZM114 199V200H113ZM30 201V203H31V205H30V203H28ZM104 201V202H105ZM111 201V202H112ZM123 202V203H122ZM124 203H125V205H124ZM23 204V205H22ZM124 205V206H123ZM251 206V205H250ZM26 208V209H25ZM65 210H66V214H64V216L62 215V218H63V222H62V227H61V231H63L62 233L64 234V239L65 240H67L68 242H69V244H71V245H73L74 247H76V249H74L75 251H76V253H74L75 251H73V250H70V251H73V252H71L72 254H70L71 256H74L75 255V257L77 256V257H80V261H81V263L82 264H93L92 263V259H91V255H90V245H91V242H92V240H91V231H90V225H89V223H88V216H87V214H86V212L82 209V208H79L78 206H76V205H73V204H67L65 207ZM29 210V211H28ZM126 210V211H125ZM22 211H24V212H22ZM125 211V212H124ZM127 211H129V212H127ZM250 211H251V213H252V215H254V214H256V213H258V214H261V212L260 211H258V212H255V213H253L254 211H256V208L255 207H253V209L250 207ZM28 212V213H27ZM127 212V213H126ZM27 213V214H26ZM109 214V218H110V220H109V218L106 216V215H108ZM125 214V215H124ZM114 217H118L119 219H117V220H115V221H117V222H115V223H113L112 221L115 219H113V218H111L112 216ZM197 215H198V217H197ZM1 216V215H0ZM176 217H177V215H176ZM2 218V217H1ZM108 218V219H107ZM201 220H199V219ZM113 219V220H112ZM136 219V220H135ZM193 219V218H192ZM3 220V221H2ZM1 221L2 222H4V219H2ZM101 220V218L99 219V221ZM118 220H120V222L122 223V225H121V223L118 221ZM132 220V221H131ZM198 220H199V222H198ZM99 221H98V223H99ZM111 221V222H110ZM134 221H136V223L134 222ZM162 221H164V220H162ZM173 221V222H172ZM101 222V221H100ZM129 222V223H128ZM193 222H197V224L196 225H194L195 223H193ZM201 222V223H200ZM202 222L203 223H205V224H202ZM98 223H96V224H98ZM102 223H99L98 224V226L99 227H101V224ZM109 223V224H108ZM111 223H112V225H111ZM132 223V224H131ZM134 223H135V225H134ZM162 223H163V225H162ZM175 223V224H174ZM114 224V225H113ZM116 224H119V225H116ZM193 224V225H192ZM110 225V226H109ZM134 225V226H133ZM169 227H168V226ZM131 226V227H130ZM136 226V227H135ZM164 226V227H163ZM171 226H172V228H171ZM187 226V229H188V231L190 230V232H189V234H188V231L186 230H184L185 229V227ZM191 226V227H190ZM192 226H195V227H193L192 228ZM130 227V228H129ZM143 227V228H142ZM160 227H163V230L166 228V227H168L169 229H165L164 231H166L167 233L168 232H170V233H168V234H173L172 236L174 237V238H172V236L171 235H168L167 233L165 234V232L163 231V230H161V228ZM175 227H176V230H178L179 231V228H182L183 229V232L185 233L186 232V234H184L183 232H181L182 230L180 229V231L178 232V233H176L177 231L175 230ZM179 227V228H178ZM114 228V229H115ZM138 228V229H137ZM174 228V229H173ZM178 228V229H177ZM202 228H199V229H202ZM198 229V230H199ZM206 229H207V227H206ZM138 230V231H137ZM170 230H172V233H171V231ZM174 230V231H173ZM205 230V229H204ZM203 230V231H204ZM141 231V232H140ZM143 231V232H142ZM146 231V232H145ZM156 232L155 234H157L158 235V237H159V240H157L158 239V237L157 236H155V234L154 233H152V232ZM163 231V232H162ZM202 231V230H201ZM122 232V233H121ZM174 232V233H173ZM134 233V234H133ZM163 233V234H162ZM179 233H182V234H184L186 237H184V235H182V234H180V236H179ZM119 234V235H118ZM122 234V235H121ZM131 234V235H130ZM137 234H138V236H137ZM140 234V235H139ZM143 234V235H142ZM162 234V235H161ZM165 234V235H164ZM177 234V235H176ZM150 235H151V237H150ZM163 237H161V236ZM175 235V236H174ZM111 237H113V235H110ZM123 236V237H124ZM136 236V237H135ZM139 236H140V238H139ZM153 236H155V238H157V239H155ZM164 236H167V237H164ZM170 236H171V238H170ZM179 236V237H178ZM119 237V238H120ZM142 237V238H141ZM143 237H144V239H143ZM150 237V239H148ZM168 237H169V241H168ZM175 237H177L178 239H176ZM183 237V238H182ZM189 237V238H188ZM190 237H191V240H190ZM193 237V238H192ZM137 240H136V239ZM145 238H146V240H145ZM165 238H167L166 240H165ZM184 238L185 239H188V240H190V241H192V242H190V244L188 243V244H186L185 245V243H187V242H189L188 240H187V242H186V240H184ZM139 239H141V241L139 240ZM152 239V240H151ZM154 239H155V241H154ZM161 239V240H160ZM165 241H164V240ZM159 241V242H157V241ZM172 240V241H171ZM178 240H180V241H178ZM108 241V240H107ZM139 241V242H138ZM145 241V242H144ZM161 241V242H160ZM182 241H183V244H182ZM133 242V243H132ZM163 242V243H162ZM185 242V243H184ZM81 243V244H80ZM140 243V244H139ZM149 243V244H148ZM151 243V244H150ZM159 243H162V244H159ZM182 245H181V244ZM142 244V245H141ZM144 244V245H143ZM148 244V245H147ZM157 244H159V246L161 247V245H162V250H159V249H161ZM184 245V246H183ZM196 245V247L195 248H197L196 249V251H195V248H194V250L192 251V256L191 255H186L185 253V255L182 253V254H180L178 257L180 258V256H181V258H182V255H183V257H184V259L186 258V262L187 261H192V262H185V263H183V264H223V261L222 260H218V261H214V260H212V259H214V258H212V256L213 257H215V255H217V256H219V255H221L222 253H221V251L220 252H218V254L216 253V254H213V255H211L210 256V254L209 255H206V257H204L203 256V258H205V259H203L202 257H199V256H201L202 255V253H203V251L202 250H199L200 248H199V246H198V244L196 243L195 244ZM175 246H177V245H175ZM175 246H174V249H175ZM186 246V247H185ZM131 247H129V249L131 248ZM156 247V248H155ZM157 247H159V248H157ZM180 247H185V249H186V251H185V249H182V250H179V249H181ZM79 249V250H78ZM81 249V250H80ZM129 249H127V251L129 250ZM163 250H165L164 251V253H163V255H165V257H164V259H163V257H162V254H161V251H163ZM198 250H199V252L201 251V254H199L198 253ZM229 250V249H228ZM231 250H233V249H230V251ZM80 251V252H79ZM126 251V252H127ZM77 252H79V253H77ZM183 252V251H182ZM223 252V251H222ZM73 253H74V255H73ZM220 253V254H219ZM227 250H226V255H227ZM231 253V254H230ZM189 254H191V252L189 253ZM204 254V253H203ZM228 254H230V255H227L228 257H226L225 256V259H224V261H225V263L224 264H242V263H240V261L238 260V258L236 257V255H235V253H234V251H233V253L232 252H229ZM234 254V255H233ZM145 255V256H144ZM197 255H199V256H197ZM191 256V257H190ZM208 256V257H207ZM232 256V257H231ZM194 257V258H193ZM198 259H197V258ZM209 257H210V259H209ZM237 259H236V258ZM191 260H190V259ZM235 258V259H234ZM144 259V260H143ZM167 259V260H166ZM203 259V260H202ZM208 259V260H207ZM83 260V261H82ZM170 260V259H169ZM168 260V261H169ZM205 260V261H204ZM197 261H199V262H197ZM206 261H208V262H206ZM166 262V263H165ZM205 262V263H204ZM168 264V263H167ZM169 264H173V262L172 261H169Z\"/></svg>","mask_w":264,"mask_h":264},{"label":"crops","instance_id":"crops-1","mask_svg":"<svg viewBox=\"0 0 264 264\" xmlns=\"http://www.w3.org/2000/svg\"><path fill=\"white\" fill-rule=\"evenodd\" d=\"M186 9L180 2L154 5L140 18L146 38L133 45L136 65L124 64L80 78L91 99L88 116L108 151H134L166 141L177 132L197 127L200 115L224 101L221 96L226 88L218 89L219 84L211 81L203 59L213 53L216 43L208 44L200 20ZM262 27L257 24L258 32H263ZM251 94L264 99V82L254 86ZM248 135L256 142L255 133L244 138ZM218 145V140L204 143L191 159L211 163L233 151L236 158H224L220 170L225 175L236 172L241 165L236 141ZM258 189L254 186L258 199L250 202L249 210L264 203ZM252 224L258 236L242 244V252L249 264H258L264 261V216L254 214Z\"/></svg>","mask_w":264,"mask_h":264},{"label":"built area","instance_id":"built-area-1","mask_svg":"<svg viewBox=\"0 0 264 264\" xmlns=\"http://www.w3.org/2000/svg\"><path fill=\"white\" fill-rule=\"evenodd\" d=\"M199 19H200L201 24L205 27V25H204L205 22L203 23V21H202V20H203V17H201V18H199ZM204 29L206 30V28H204ZM208 36H209V35H208Z\"/></svg>","mask_w":264,"mask_h":264}]
</instances>
